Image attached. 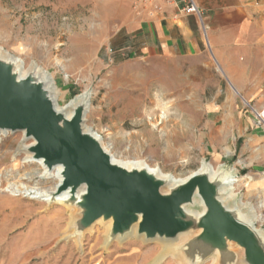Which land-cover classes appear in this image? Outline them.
<instances>
[{
	"label": "rangeland",
	"instance_id": "obj_1",
	"mask_svg": "<svg viewBox=\"0 0 264 264\" xmlns=\"http://www.w3.org/2000/svg\"><path fill=\"white\" fill-rule=\"evenodd\" d=\"M134 1L0 0V48L42 69L59 107L87 92L85 125L118 158L174 178L202 161L231 168L233 194L264 230V124L256 115L264 91L247 100L220 83L207 46L191 55L153 43ZM32 143L19 131L0 134V264H181L158 258L162 245L152 241L104 248L100 225L79 249L61 240L72 210L52 197L54 180L24 152Z\"/></svg>",
	"mask_w": 264,
	"mask_h": 264
},
{
	"label": "water",
	"instance_id": "obj_2",
	"mask_svg": "<svg viewBox=\"0 0 264 264\" xmlns=\"http://www.w3.org/2000/svg\"><path fill=\"white\" fill-rule=\"evenodd\" d=\"M43 77L54 89L49 77ZM32 79L17 80L0 59V131L22 132L24 139L33 140L23 149L26 153L48 169H62V182L51 195L80 215L76 222L79 235L98 220L111 219L104 248L113 240L123 242L136 228L135 236L145 242L175 240L159 257L172 256L181 264H202L210 258L218 264H264V237L260 234L264 230H256L251 209L240 198L230 197L231 168L218 166L226 174L221 180L200 173V168L184 178L169 175L164 180H155L144 170L127 171L113 164L98 142L81 131L87 105L66 119L55 113L41 84ZM63 192L65 197L59 199ZM183 206L199 212L187 216Z\"/></svg>",
	"mask_w": 264,
	"mask_h": 264
},
{
	"label": "crops",
	"instance_id": "obj_3",
	"mask_svg": "<svg viewBox=\"0 0 264 264\" xmlns=\"http://www.w3.org/2000/svg\"><path fill=\"white\" fill-rule=\"evenodd\" d=\"M194 1L201 17L162 4L159 15L139 25L165 50L196 55L207 46L222 76L220 83L252 100L264 91V0Z\"/></svg>",
	"mask_w": 264,
	"mask_h": 264
},
{
	"label": "bare ground",
	"instance_id": "obj_4",
	"mask_svg": "<svg viewBox=\"0 0 264 264\" xmlns=\"http://www.w3.org/2000/svg\"><path fill=\"white\" fill-rule=\"evenodd\" d=\"M0 59L3 60L5 62V64L8 67H11V72L12 74L17 78V80H22L25 79L27 77H32V81L34 82V84H41V86L43 87V90L46 93V96L48 98V100L53 104V106L55 107V113L63 115L66 117V119H70L73 115V112L76 111V109L80 108L81 106H86L84 108V111L82 113V119H81V123H80V128L81 131L83 132L84 135H87L89 138L94 139L95 141L98 142L99 146L101 147V149L107 153L110 156V160L113 164L127 170V171H132L133 169H139V170H144L146 171L148 174L152 175L154 177L155 180H164L166 178L169 177V174H163L162 172H160L158 169L156 168H151L150 166H148L147 164H145V162L143 161H139V160H122L120 158H118L117 156H115L114 154L111 153L109 147L107 145H104L102 142V139L100 136H98L94 131H92L90 128L86 127L85 125V117L86 114L88 113V110L90 108V97H88L86 95V92L81 93L80 95L74 97L71 101H69L65 106L63 107H59L56 103V92L55 89H52V86H49V81H45L44 80V71L42 69L38 70V68L36 67V64L34 62H32L31 64H29L27 67H25V65L17 58H15L13 55L8 54L6 51H4L2 48H0ZM54 88V87H53ZM164 88V87H163ZM234 90V89H233ZM123 92V91H121ZM169 92V91H168ZM86 101L89 104H86ZM22 133V132H20ZM0 134H7L4 133V131H0ZM22 149L19 150V152ZM25 152V151H24ZM37 164L40 165V169H42V171L44 172L43 177H47L48 179H52L54 180L55 184H54V189L53 192L56 191L57 186L60 185V183L62 182V176H61V170L59 166H55L52 167L50 169H48L45 165H43L40 161L36 162ZM209 166H211L209 163H204L201 162L200 166H199V172L200 173H208V175L210 176L211 179H216V180H221L222 178H224L226 176L225 172H219L218 167L212 168L210 169ZM194 173V172H193ZM192 173V174H193ZM191 174V175H192ZM231 182L233 183V178L231 180ZM232 188V186H231ZM230 188V197H234L235 194H233L232 189ZM166 192V191H163ZM66 195V192H63L62 194H60L59 199L64 198ZM242 205H245L247 208V210H250L249 212H251L250 214L253 215V220L255 222V215H254V211L253 209L247 204V203H243L241 202ZM231 208L234 207V204L231 203ZM69 210H72V213L69 217V221L67 223V228L64 230L63 235L65 234L66 236H62L61 240L64 241V239H69L72 238V241H74L79 249V244L81 241V236H84L85 233H90L91 230L93 229V227H95L96 225H100V227H103L105 229V235H104V239H103V244L105 245V243H107V238L106 236L111 233V226H112V220L108 219L106 221H102V220H98L97 222H95V224L90 227L86 232H84L82 235H79L77 230V225L76 222L77 220L80 218V215L76 213L75 208L73 207H68L66 206ZM250 208V209H249ZM199 212V210H194L191 206H183L182 208V213L188 216L189 214H194L197 215ZM257 231H259L256 228ZM135 232H136V228H134L130 234H127L125 236V239H135V240H139L142 243H144V238L143 237H136L135 236ZM260 232V231H259ZM261 236L264 237L263 233H260ZM185 240V238H180V240ZM179 240V238L176 239V241ZM65 241H70V240H65ZM154 243H159L162 245V251L164 249H168L171 245H175L176 242L174 241H165V240H160L159 238H155L153 240ZM119 244H121V242H119ZM161 251V252H162ZM161 254V253H160ZM159 254V256H160ZM158 256V258H159ZM163 260V258H162Z\"/></svg>",
	"mask_w": 264,
	"mask_h": 264
},
{
	"label": "built area",
	"instance_id": "obj_5",
	"mask_svg": "<svg viewBox=\"0 0 264 264\" xmlns=\"http://www.w3.org/2000/svg\"><path fill=\"white\" fill-rule=\"evenodd\" d=\"M162 4H172L184 15L201 17L200 9L194 0H135L134 7L137 13L147 19H152L161 13ZM258 119L264 124V109L256 113Z\"/></svg>",
	"mask_w": 264,
	"mask_h": 264
}]
</instances>
